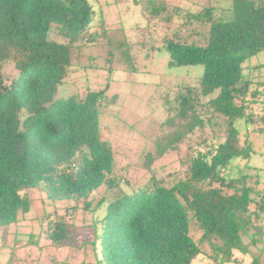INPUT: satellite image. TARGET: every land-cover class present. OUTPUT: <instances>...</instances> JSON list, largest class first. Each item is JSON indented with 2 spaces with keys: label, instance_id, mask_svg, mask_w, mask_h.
<instances>
[{
  "label": "trees",
  "instance_id": "obj_1",
  "mask_svg": "<svg viewBox=\"0 0 264 264\" xmlns=\"http://www.w3.org/2000/svg\"><path fill=\"white\" fill-rule=\"evenodd\" d=\"M94 16L90 0H0V228L29 214L31 189L55 202L83 201L84 211L94 214L106 197L95 205L91 197L107 186L116 198L92 221L95 262L87 264H192L203 254L190 234L193 220L201 228L200 243L210 244L215 261L238 262L234 251L247 254L264 242V222L259 224L264 201L252 210L256 190L246 182L248 176L223 174L234 158L251 157L252 142L247 136L243 141L240 126L259 124L264 132V81L261 90L250 92L252 80L244 68L264 51V0H230L220 18L211 7L191 14L209 26L204 45L167 41L171 66L202 64L204 73L196 89L178 93L177 105L168 108L163 135L146 153L145 168L207 123L224 138L208 152L196 149L187 175L172 185L152 174L132 193L116 191L113 149L102 138L100 109L107 87L83 98L58 95L77 44L95 41ZM7 64L16 70L10 82L3 75ZM256 105L260 111L254 113ZM77 209L68 217H42L49 218L45 230L53 244L72 242ZM251 264H261L259 256Z\"/></svg>",
  "mask_w": 264,
  "mask_h": 264
},
{
  "label": "rangeland",
  "instance_id": "obj_2",
  "mask_svg": "<svg viewBox=\"0 0 264 264\" xmlns=\"http://www.w3.org/2000/svg\"><path fill=\"white\" fill-rule=\"evenodd\" d=\"M150 1L90 0L95 9L91 25V30L97 34L95 41L77 44L78 49L73 51L72 64L58 92L60 98L73 95L83 98L90 90L107 87L100 109L102 138L109 141L113 149V176L120 186L116 191L127 193L145 187L152 174L162 184L172 185L187 175L191 155L196 149L208 152L224 138V133L219 132L217 126L207 123L176 150L168 151L157 159L150 170L145 168L146 153L155 150V140L163 135L161 126L170 115L168 108L177 105L175 98L178 93L186 92L188 88L196 89L204 73L202 64L171 66L167 41L204 45L209 26L190 18L191 14L211 7L215 17L220 18L230 5V0ZM57 39L61 40L60 37ZM244 68L246 77L252 80L250 92L257 88L261 90L259 82L264 81V51L248 60ZM3 72L5 82L16 76L13 64H7ZM250 99L253 100V97L250 96ZM258 111L260 108L256 105L254 113ZM172 113L174 115L175 111ZM240 128L243 141L247 136L252 142L251 157L234 158L223 174L229 179L242 174L248 176L246 182L256 190L252 194L257 201L251 204L253 210L257 209L260 200L264 201V132L259 131V124H242ZM213 185L219 186L220 183ZM29 192L33 199L29 214L22 217L18 224L0 228V264L95 262L90 245V240L94 238L91 224L105 214L109 202L116 198L114 195L117 193H111L107 186L95 191L91 197L94 205L102 196L106 200L100 211L93 214L84 211L83 201L55 202L39 189ZM74 206L78 209L71 221L76 226L72 242L53 244L45 230L49 218L42 220V217L47 213L52 214L51 218L68 217ZM262 222L264 216L259 224ZM190 234L203 249V254L192 264H219L213 259L210 244L206 241L200 243L201 228L194 220L190 224ZM255 256H259L261 264H264V242L253 246L247 254L234 251V258L242 264H251Z\"/></svg>",
  "mask_w": 264,
  "mask_h": 264
}]
</instances>
